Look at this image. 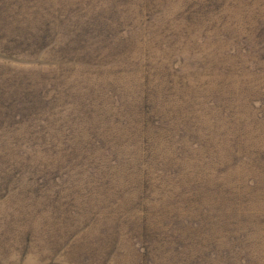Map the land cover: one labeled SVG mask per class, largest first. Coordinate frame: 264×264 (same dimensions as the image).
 <instances>
[{"label": "rangeland", "instance_id": "rangeland-1", "mask_svg": "<svg viewBox=\"0 0 264 264\" xmlns=\"http://www.w3.org/2000/svg\"><path fill=\"white\" fill-rule=\"evenodd\" d=\"M0 264H264V0H0Z\"/></svg>", "mask_w": 264, "mask_h": 264}]
</instances>
